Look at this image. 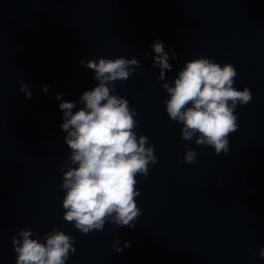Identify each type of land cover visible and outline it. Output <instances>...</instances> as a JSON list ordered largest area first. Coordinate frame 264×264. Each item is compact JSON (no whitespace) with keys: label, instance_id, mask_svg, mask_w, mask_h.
Masks as SVG:
<instances>
[{"label":"water","instance_id":"water-1","mask_svg":"<svg viewBox=\"0 0 264 264\" xmlns=\"http://www.w3.org/2000/svg\"><path fill=\"white\" fill-rule=\"evenodd\" d=\"M157 37L179 53L168 80L203 55L234 64L235 86L251 89V102L235 110L228 152L183 139L182 123L169 117L159 68L145 55ZM102 56L140 60L116 91L158 162L137 177L134 229L106 223L83 233L63 216L60 166L71 149L55 93L71 100L93 87L80 57ZM189 147L192 164L182 159ZM57 227L75 237L68 264H264V0H0V264H15L21 228L43 239ZM117 238L131 246L116 253Z\"/></svg>","mask_w":264,"mask_h":264},{"label":"clouds","instance_id":"clouds-1","mask_svg":"<svg viewBox=\"0 0 264 264\" xmlns=\"http://www.w3.org/2000/svg\"><path fill=\"white\" fill-rule=\"evenodd\" d=\"M151 49L145 55H152L153 68H159L158 80L168 93L166 111L172 120L182 123V138L195 137L197 144L212 146L217 154L228 152L229 136L239 128L235 110L253 99L249 87L241 90L235 86L238 72L234 64L222 65L201 55L186 60L173 80H168L173 69L170 61L178 60L179 53L159 37L152 41ZM80 63L94 70L98 83L77 99H64L63 92L55 93L62 111L59 127L71 149L60 166L65 190L63 216L83 233L103 230L106 223L134 229L142 214L137 177L147 176L158 156L149 137L138 134L137 112L129 99L116 91L115 82L129 79L141 62L136 56H102L80 57ZM50 87L45 84L43 92L48 93ZM20 91L28 98L33 96L23 78ZM182 159L189 164L196 162L197 151L189 147ZM74 241L75 237L59 227L44 232L43 239L35 229L21 228L12 236L15 264H68L70 250L76 251ZM130 246V240L120 238L113 244L116 253ZM258 254L264 257V246Z\"/></svg>","mask_w":264,"mask_h":264}]
</instances>
